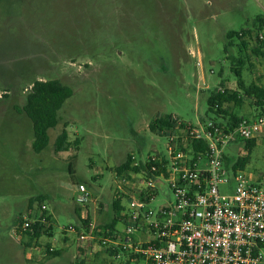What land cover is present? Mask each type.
Here are the masks:
<instances>
[{
    "label": "rangeland",
    "instance_id": "374dc122",
    "mask_svg": "<svg viewBox=\"0 0 264 264\" xmlns=\"http://www.w3.org/2000/svg\"><path fill=\"white\" fill-rule=\"evenodd\" d=\"M257 15L264 18V0H0V264H112L102 249L79 254L76 234L62 229L78 224L74 200L53 193L71 184L68 163L73 181L89 193L92 214L96 200L99 210L109 207L116 165L130 155L164 152L165 137L148 128L155 118L225 122L207 110V97L215 89H237L228 55L243 58L246 84L264 86V57L252 53V41L240 50L232 39L224 50L226 32L251 27ZM52 79L70 86L72 95L48 130L47 146L36 153L31 143L25 148L33 140L31 121L16 108L33 81ZM251 100L222 108L258 116ZM63 127L72 143L78 140L74 158L49 156ZM244 144L229 145L224 154L234 162L247 154ZM244 168L264 189V137L255 139ZM43 192L49 194L40 203H29L30 195ZM162 199L158 195L152 207ZM41 204L52 215L45 225L52 229L15 235V220Z\"/></svg>",
    "mask_w": 264,
    "mask_h": 264
},
{
    "label": "built area",
    "instance_id": "2783aa9c",
    "mask_svg": "<svg viewBox=\"0 0 264 264\" xmlns=\"http://www.w3.org/2000/svg\"><path fill=\"white\" fill-rule=\"evenodd\" d=\"M157 134L166 139L164 152L130 155L127 171L116 177V198L126 203L118 226L98 227L83 218L62 228L76 234L78 253L102 249L120 264H262L264 189L245 168L225 162L224 148L264 137V109L232 127L171 115ZM194 144L204 146L194 150ZM78 191L85 209L89 193L81 185ZM158 195L162 202L152 207ZM46 211L45 204L29 211L14 234L37 221L47 225Z\"/></svg>",
    "mask_w": 264,
    "mask_h": 264
},
{
    "label": "trees",
    "instance_id": "16d2710c",
    "mask_svg": "<svg viewBox=\"0 0 264 264\" xmlns=\"http://www.w3.org/2000/svg\"><path fill=\"white\" fill-rule=\"evenodd\" d=\"M253 28V29H252ZM264 31V18L257 15L252 20L251 27L241 28L238 31H229L226 34V38L229 43L225 46L224 50L227 51V46L232 45L230 41L236 39L240 43V50H245L248 47V43L252 41V53L256 57H264V39L259 37V34ZM227 58L230 61L231 72L236 77L237 89L231 92H226L224 89H215L210 92L207 97V110L214 116L223 115L226 117V122L228 126L232 127L236 124L239 117L228 111L226 108H222L224 104L234 103L235 106H241L244 98H250L253 100L254 106L261 112L264 109V86L255 82L246 84L242 78V73L240 69L244 65V60L240 56L228 55ZM72 95V89L70 86L62 83L57 79L52 80H35L32 83L30 91L25 96V102L20 108H16L18 113L24 114L32 124L33 140L31 143V148L34 152L38 153L43 150L49 141L48 130L57 125L58 111L62 107L65 100H67ZM171 115H162L154 119V122L149 124V129L154 132L162 130L163 127L169 126V119ZM255 139L245 141L244 147L246 148V155L237 158L236 161H232L225 156L224 160L227 164L232 163L234 169H244L248 162V157L250 155L251 149L254 146ZM77 142L68 141V134L65 128H63L55 137L53 142V151H67L71 147H76ZM203 144H194V150L202 148ZM129 167V156L128 158L118 165L115 169L117 173L127 170ZM73 167L72 164L68 165V173L73 181ZM44 199V196L38 195L30 199L29 203L32 204L33 201H38L39 203ZM120 202L114 200L112 207L117 211L120 207ZM48 222L50 221V216L47 215ZM21 224V220L18 218L15 220ZM113 227V225H110ZM52 229V225L47 227L40 223L35 222L31 226L32 233L37 237L44 233L45 229ZM26 233H29L28 230ZM53 254H59L58 251H52ZM81 264V263H80Z\"/></svg>",
    "mask_w": 264,
    "mask_h": 264
},
{
    "label": "crops",
    "instance_id": "0c3cea01",
    "mask_svg": "<svg viewBox=\"0 0 264 264\" xmlns=\"http://www.w3.org/2000/svg\"><path fill=\"white\" fill-rule=\"evenodd\" d=\"M220 6H222V4H217V7L218 8H220ZM231 31H233V30H231ZM235 31V30H234ZM227 32H229V31H227ZM227 32H226V34H227ZM256 83V82H255ZM244 101V100H243ZM251 102H252V105L254 106V104H253V100H251ZM255 107V106H254ZM256 108V107H255ZM174 116V115H173ZM236 116H238L239 118L240 117H243V114H236ZM256 116H253L252 115V117H250L249 119H253V118H255ZM64 128V127H63ZM62 128V129H63ZM148 128H149V124H148ZM61 129V130H62ZM60 130V131H61ZM20 132H21V130H20ZM22 133V132H21ZM59 133V132H58ZM58 133H56V134H58ZM28 134H30V133H28ZM68 134V133H67ZM70 136H69V134H68V141L69 142H71L72 140H70V138H69ZM74 141H76L77 142V144H78V140L77 139H75ZM30 143H32L31 142V137H29V141H28V143H27V145L25 144V142H24V144H25V148L27 147V149L29 148V145H30ZM77 147H78V145H76V147H71L69 150H67V151H60V152H54L53 151V146H52V151L51 152H49V156H51V157H53V158H55V157H57V158H59L56 154H60V153H62L64 156L63 157H67V159L69 158V157H71V158H74L75 157V155H74V152L75 151H77ZM30 158H31V156H28V161H26V162H30ZM22 160H23V158H22ZM24 160H25V156H24ZM124 161H122L121 163H123ZM69 163H71V161L69 162ZM68 163V164H69ZM120 163V164H121ZM120 164H118V165H120ZM118 165H116V167L118 166ZM68 166V165H67ZM115 167V168H116ZM127 170H125V171H122L121 173H117V171H116V169H115V171L113 172V175H114V178H115V182H116V177L117 176H119V175H121L122 173H124V172H126ZM42 183V182H41ZM77 186V188L75 189V187ZM78 187H79V183H77V181L76 182H74V181H72L71 182V184L69 185V184H67L66 182H65V185L63 186V187H60L59 188V190H57L56 189V191L54 192L53 191V193H55L56 195H61V194H63V193H65V194H68V196H70V198H72L73 200H74V204H75V207H74V210H73V213H74V215L76 216V218L78 219V221H80V220H82L83 218L86 220V222L87 223H91V224H93V225H95V226H98V227H103V228H108V227H110V225H113V226H118V220H117V217H118V214H119V212H120V210L122 209V206H124L123 204V201L125 202V200H123V199H120V198H116V195H115V190H114V193H113V195H112V197H111V201H110V204H109V207L107 206V207H105L104 206V204H103V208L101 209V210H99L98 209V207H97V200L95 201V205H94V207H93V211H92V214H91V212H90V210H89V207H88V204H89V202L87 201V202H85L83 205L85 206V209H83L82 208V206H81V201L79 200L80 199V196H81V193L78 191ZM116 188V187H115ZM44 194H49V192H43V194H41V195H44ZM34 196H38V195H30L29 196V200L31 199V197H34ZM89 198V197H88ZM114 200H118L119 202H120V207H119V209L117 210V211H115L114 209H113V207H112V203H113V201ZM98 211V212H97ZM108 211H110V212H112V215H111V219H109V220H107L106 219V215H107V212ZM49 216H52L51 215V213H49ZM16 219V218H15ZM97 221L98 222H102L103 224H101V225H99L98 223H97ZM65 232V231H64ZM64 237H67L66 235L64 236ZM53 247V246H52ZM52 247H50V250L52 251L53 250V248ZM109 261L112 263V264H114V262H112V260H110V258H109ZM119 264H120V262H119Z\"/></svg>",
    "mask_w": 264,
    "mask_h": 264
}]
</instances>
